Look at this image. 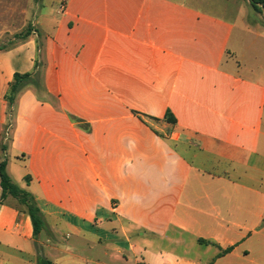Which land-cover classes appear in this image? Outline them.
<instances>
[{"label": "crops", "instance_id": "crops-1", "mask_svg": "<svg viewBox=\"0 0 264 264\" xmlns=\"http://www.w3.org/2000/svg\"><path fill=\"white\" fill-rule=\"evenodd\" d=\"M1 1L0 164L44 227L36 235L26 207L2 200L0 180V264H264L254 11L56 0L16 39L14 0ZM36 70L40 87L10 107L14 76Z\"/></svg>", "mask_w": 264, "mask_h": 264}, {"label": "trees", "instance_id": "trees-1", "mask_svg": "<svg viewBox=\"0 0 264 264\" xmlns=\"http://www.w3.org/2000/svg\"><path fill=\"white\" fill-rule=\"evenodd\" d=\"M255 9H263L264 11V0H251ZM31 32V27L27 30V34ZM3 47L0 46V50ZM28 84H34L36 87H40V73L39 71H35L33 73L27 74H16L14 76V80L10 84V88L7 94V100L9 102V106L12 107L15 104L16 97L18 93ZM168 121L172 123H176V119L173 117L171 113H168ZM3 152H6L7 146H2ZM0 180L2 187V200L6 199L8 195H12L17 198L21 204L26 207V211L30 215L32 222L35 228V234L38 235L42 228L44 227V219L41 214V210L38 207L34 197L30 195L27 191L18 187L9 174L6 171V161H3L0 164ZM41 264H51V262L46 259H42Z\"/></svg>", "mask_w": 264, "mask_h": 264}, {"label": "rangeland", "instance_id": "rangeland-1", "mask_svg": "<svg viewBox=\"0 0 264 264\" xmlns=\"http://www.w3.org/2000/svg\"><path fill=\"white\" fill-rule=\"evenodd\" d=\"M56 0H14V27L16 31V39H18L20 33H24L22 30L24 27H31V29L37 28L38 25V14L40 13V10L44 6H51ZM6 2V1H4ZM58 1H56L57 3ZM223 2V0H222ZM225 2V1H224ZM235 2L236 6L239 8H242L244 11H248L247 9H251L254 12L253 19L255 21H262L264 22V11L263 9H255L252 1L251 0H232V4L235 7ZM55 3V4H56ZM226 3V2H225ZM64 2H61L60 7L64 6ZM5 7L3 6V1L0 0V12H2V8ZM246 13V12H245ZM249 13V12H248ZM246 19L248 22H251L252 25H255L256 22L252 19H249V17L246 16ZM25 28V29H26ZM24 29V30H25ZM13 37V36H9ZM14 41L10 40L8 41V45L13 44Z\"/></svg>", "mask_w": 264, "mask_h": 264}]
</instances>
